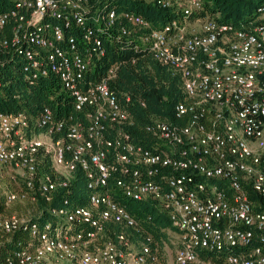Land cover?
I'll list each match as a JSON object with an SVG mask.
<instances>
[{
    "label": "built area",
    "instance_id": "1",
    "mask_svg": "<svg viewBox=\"0 0 264 264\" xmlns=\"http://www.w3.org/2000/svg\"><path fill=\"white\" fill-rule=\"evenodd\" d=\"M112 1L14 0L0 12V32L11 29L0 51L19 55L27 77L54 76L73 106L32 121L0 111V249L20 232L0 264H162L125 200L168 217L170 264H264V3L237 27L196 16L202 0H136L177 13L154 27ZM106 40L144 50L131 64L149 54L180 77L185 123L153 119L154 142H134L132 98L111 86L128 60L92 75ZM78 179L89 190L81 204L66 194ZM58 189L61 204L36 207Z\"/></svg>",
    "mask_w": 264,
    "mask_h": 264
},
{
    "label": "trees",
    "instance_id": "2",
    "mask_svg": "<svg viewBox=\"0 0 264 264\" xmlns=\"http://www.w3.org/2000/svg\"><path fill=\"white\" fill-rule=\"evenodd\" d=\"M14 0H0V12L9 10ZM264 0H202V8L196 16H207L221 23L233 26H242L251 21L256 8ZM112 5L116 11H132L148 20L154 27H162L170 20L177 17L174 10L136 0H113ZM193 17H191L192 19ZM11 37L10 26L0 32V41ZM105 56L97 63L93 76L98 78L104 70L120 59L128 62L121 66L117 77L111 82L119 96L129 94L132 103L128 106L133 118V126L129 128L134 142L149 146L154 142V137L145 130L147 123L153 119H166L185 123V119L175 118V105L184 101L181 79L172 75L170 70L160 65L149 54L135 64L130 63L134 56L143 54L144 50L134 49L129 44H112L108 40L103 42ZM24 60L15 55L11 57L10 51H0V111L6 113L22 112L32 121L45 108H51L56 117L73 114V106L69 94L60 88L58 80L52 76L27 77L24 72ZM143 102L144 105H141ZM45 171L51 172L49 163L45 164ZM65 191L58 189L53 200L48 202L39 198L36 207L45 213L48 209L61 204ZM70 202L84 203L83 199L89 194L85 182L81 179L74 180L66 192ZM127 210L141 219L147 234L160 245L163 254V241L167 229H171L168 217L154 208L148 201L125 200ZM22 209L20 205L14 206ZM0 209L2 206L0 205ZM45 216V215H44ZM20 235L16 232L12 240L5 243L0 251L7 252L15 246ZM1 257V255H0ZM164 263V255L162 264Z\"/></svg>",
    "mask_w": 264,
    "mask_h": 264
},
{
    "label": "rangeland",
    "instance_id": "3",
    "mask_svg": "<svg viewBox=\"0 0 264 264\" xmlns=\"http://www.w3.org/2000/svg\"><path fill=\"white\" fill-rule=\"evenodd\" d=\"M50 222H52V218H48ZM174 242H175V234L173 231L166 232V238L163 241V255H164V263L163 264H170L174 254Z\"/></svg>",
    "mask_w": 264,
    "mask_h": 264
}]
</instances>
